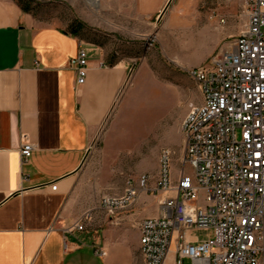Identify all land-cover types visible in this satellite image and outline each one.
I'll use <instances>...</instances> for the list:
<instances>
[{
	"label": "crops",
	"instance_id": "obj_1",
	"mask_svg": "<svg viewBox=\"0 0 264 264\" xmlns=\"http://www.w3.org/2000/svg\"><path fill=\"white\" fill-rule=\"evenodd\" d=\"M141 1L153 14L165 0ZM80 43L89 56L83 86L69 65ZM133 62L111 60L72 26L0 0V264L142 263L139 225L160 214L164 194L154 201L141 193L110 215L89 165L91 139L102 130L100 173L109 166L107 136L141 69ZM29 142L36 148L23 164L21 147ZM86 212L90 219L79 231ZM100 249L105 256L96 254Z\"/></svg>",
	"mask_w": 264,
	"mask_h": 264
},
{
	"label": "built area",
	"instance_id": "obj_2",
	"mask_svg": "<svg viewBox=\"0 0 264 264\" xmlns=\"http://www.w3.org/2000/svg\"><path fill=\"white\" fill-rule=\"evenodd\" d=\"M244 15L234 41L190 72L204 98L183 126L180 179L173 183L172 153L165 149L154 187L144 176L138 186L130 183L123 194L101 200V208L115 215L141 193L164 194L160 214L139 225L141 264H264V0H246ZM69 65L83 86L89 67L83 43ZM35 148L23 143V164ZM89 219L84 214L76 229L83 231ZM202 230H212L214 237L200 241L192 235ZM96 254L106 255L102 249Z\"/></svg>",
	"mask_w": 264,
	"mask_h": 264
},
{
	"label": "rangeland",
	"instance_id": "obj_3",
	"mask_svg": "<svg viewBox=\"0 0 264 264\" xmlns=\"http://www.w3.org/2000/svg\"><path fill=\"white\" fill-rule=\"evenodd\" d=\"M24 1L41 21L56 19L79 30L83 39L102 45L109 59L131 58L141 66L126 91L116 126L108 133L105 162L109 166L103 174L99 171L102 130L91 139L89 165L92 182L102 189L100 202L105 196L123 194L130 183L138 186L144 176L154 187L165 149L172 153L169 172L177 182L184 166L182 125L190 108L202 102L190 72L239 35L246 22V0H165L153 14L145 13L141 0H97V5L89 0ZM185 171L194 174L188 166ZM160 194L146 196L157 201ZM192 235L204 241L214 232Z\"/></svg>",
	"mask_w": 264,
	"mask_h": 264
},
{
	"label": "bare ground",
	"instance_id": "obj_4",
	"mask_svg": "<svg viewBox=\"0 0 264 264\" xmlns=\"http://www.w3.org/2000/svg\"><path fill=\"white\" fill-rule=\"evenodd\" d=\"M93 5H97L98 1L97 0H89ZM193 77V75H191ZM195 78V77H193ZM196 79V78H195ZM200 87V91H201V95H202V98H204V89H202L201 85H199ZM193 113H194V106H192L190 108V111L188 113V115L186 116L184 122H183V125H182V132H183V126L186 125V120L188 119H191L193 117Z\"/></svg>",
	"mask_w": 264,
	"mask_h": 264
},
{
	"label": "trees",
	"instance_id": "obj_5",
	"mask_svg": "<svg viewBox=\"0 0 264 264\" xmlns=\"http://www.w3.org/2000/svg\"><path fill=\"white\" fill-rule=\"evenodd\" d=\"M17 3L19 4V6H20L23 10H25V11H27V12L32 11V9H31V5H30L28 2H26V1H24V0H17Z\"/></svg>",
	"mask_w": 264,
	"mask_h": 264
}]
</instances>
